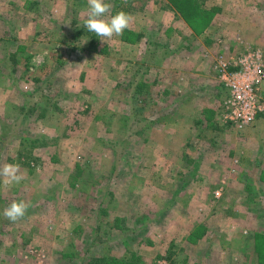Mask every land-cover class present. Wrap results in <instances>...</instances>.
I'll list each match as a JSON object with an SVG mask.
<instances>
[{
    "label": "rangeland",
    "instance_id": "1",
    "mask_svg": "<svg viewBox=\"0 0 264 264\" xmlns=\"http://www.w3.org/2000/svg\"><path fill=\"white\" fill-rule=\"evenodd\" d=\"M107 2L109 16L124 10L131 22L122 36L101 42L84 27L87 0H0V167L21 166L24 179L4 183V192L29 205L12 222L3 216L9 204H0V264L96 257L106 264H264L255 238L264 239V156L254 160L248 143L255 131L264 135L263 123L256 117L249 131L238 130L220 114L219 97L200 113L204 99L212 100L218 58L246 51L229 39L228 1ZM92 38L97 47L87 51ZM50 97L60 109L47 104ZM195 130L202 145H191ZM26 137L29 144L48 138V145L30 150ZM189 149L204 155L198 176L190 173L198 166L185 157ZM213 156L222 158L214 174ZM224 164L250 172L249 184L225 176ZM222 179L229 180L217 194ZM152 204L160 213L162 204H213L216 212L205 207V218L192 214L181 229L177 214L176 224L164 216L143 223ZM135 212L143 213L134 220Z\"/></svg>",
    "mask_w": 264,
    "mask_h": 264
},
{
    "label": "crops",
    "instance_id": "2",
    "mask_svg": "<svg viewBox=\"0 0 264 264\" xmlns=\"http://www.w3.org/2000/svg\"><path fill=\"white\" fill-rule=\"evenodd\" d=\"M188 1V0H187ZM190 1H198V0H190ZM202 1V3H203V0H201ZM210 1H213V0H204V4H205V2H210ZM228 2V6H230L229 8H227L226 10H225V14H227V16L230 18V19H227V22L229 23V25L231 26H229V29L231 30V32H230V38L229 39H231V41H232V44H233V47H234V49H236L237 47H238V50L240 49V48H242V49H244L245 47H246V49L248 48V47H252V48H258V49H260L262 52H263V55H264V24H262L260 21H259V16H260V13L261 12H263L264 11V9H263V7H262V5L264 4V0H262V4L260 3V0H227ZM196 4H198V2H196ZM198 6V5H197ZM196 10H198V9H195V11ZM199 12V11H198ZM217 17V15L216 16H213V20H212V22H211V24L209 25V27L211 26V25H213V23H214V21H215V18ZM263 17H264V13H263ZM208 27V28H209ZM208 28H206V32H207V29ZM232 31H233V36H232ZM252 32H254L255 34L251 37L252 38V41H250V40H248L247 39V34H249L250 35V33H252ZM237 34H241V35H243L242 37H241V40H240V42H239V40H238V38L237 37H239L240 35H237ZM204 44V43H203ZM205 47V46H204ZM205 50V49H204ZM212 70H213V73H214V79H215V82H214V84H215V87H214V85L213 84H211V86H212V90L213 91H210V92H208V94H211V96L210 97H212V100H210V98H207L206 97V99H204L205 100V102H204V104H203V106L201 107L200 106V104L198 103V104H196L197 106H200L201 108H203L204 106H206L207 108H203V111H202V109H201V112L200 113H203V112H206V110L207 109H209L210 107H212L213 106V103H214V101H215V98L216 97H219V98H221V102H223L222 104H224V101L226 100V98L228 97V95H229V90H228V88L219 80V78L217 77V74L215 73V71H214V68H212ZM210 89H208L207 91H209ZM218 90H220L221 92H217ZM206 91V92H207ZM261 95H263L264 96V83L262 84V87H261ZM205 94L206 93H202L200 96H204L205 97ZM206 100H208L207 101V103H206ZM210 100V101H209ZM184 102H186V100L185 101H183V103ZM181 103V102H180ZM183 103H181V104H183ZM186 104V103H185ZM178 105V104H177ZM222 113V115H223V113H224V111L222 110V108L220 109V114ZM204 114V113H203ZM203 114H200L199 116H201V117H199V121L201 122V121H203L202 119H204L202 116H203ZM181 115V114H180ZM183 118H184V116L183 115H181ZM193 121H195V126L197 127V128H199V126L201 127V128H204L205 127V125L204 126H202L201 124H200V122L198 121V119L197 118H191ZM201 119V120H200ZM259 120V122L257 123V124H262L261 126L263 127L264 126V122H260V120L261 121H263L264 120V113H260V114H258V116H257V121ZM188 121H190V120H186V122H188ZM189 124H191L190 122H188ZM203 124H204V121H203ZM250 126V125H249ZM249 126H247V127H249ZM247 127H245L244 129H242V130H245ZM238 130H240V129H238ZM250 130V127L248 128V131ZM253 130V132L255 131L254 129H251V131ZM263 129L262 128H260V130L259 131H262ZM196 131V130H195ZM264 131V130H263ZM198 131H196V133L194 134V136H193V138L190 140L191 141V145L193 146V145H196V144H201L202 145V140L200 139V136H199V132L197 133ZM250 134V133H249ZM257 134V135H256ZM259 134V135H258ZM198 136V137H197ZM249 136V138H248V143H250V144H253V145H255V150H254V152L252 153V155H250L251 157H253V159L255 160V158L254 157H260L261 155H263L264 156V135H260V133L258 132V131H255L254 133H253V135H248ZM247 136V137H248ZM247 137H245V138H241V140L242 141H244V140H246L247 139ZM196 138V139H195ZM255 139H258V141H255ZM245 142V141H244ZM187 144H188V141L186 142ZM206 143H208V142H206ZM208 150V149H207ZM203 152L205 153L206 151L205 150H203ZM209 152V151H208ZM232 151H229V154H232L231 153ZM188 153H192L191 151H190V149L187 151V153H186V155H185V157L188 159V160H192V162H195L196 164H197V166L198 167H196L195 168V170H194V172H190L191 174L192 173H196V175L198 176V175H200V172L202 171H204L201 167H204L205 166V164L206 163H202L201 164V162H203V157L202 156H204V155H202V156H200V154L199 153H197L196 151H195V154L194 155H192V154H188ZM228 154V155H229ZM227 155V156H228ZM206 157V156H205ZM204 157V158H205ZM251 157H250V159H251ZM231 157H226V156H224V158H223V163L225 162V161H227V163H228V161H229V159H230ZM200 159H202V160H200ZM211 159H212V161H211V165H212V167H211V172L214 174L215 173V170H212L213 168H215L216 167V165L217 164H219L220 165V160H222V158L220 157L219 158V160L217 159V156H213V157H211ZM209 161V160H208ZM255 163H258V161L257 162H255ZM204 165V166H203ZM225 165L226 164H224V168H222V172L224 171H229V169L228 168H225ZM259 169V168H258ZM233 171V172H232ZM257 170H255V172H256ZM199 173V174H198ZM249 173L250 172H240V170L238 169V168H236V169H234V170H230L228 173H224V175L225 176H228L229 175V178L230 177H232V176H234V175H236V176H239V177H242L243 178V182H242V180L241 181H239L240 182V184L241 185H245V187L247 186V184H249V182H246V179L245 178H250V176L251 175H249ZM262 173H263V171L261 172V169H259L257 172H256V174H258V176H261L262 175ZM227 180H229V179H227ZM227 180H225V181H223V179L221 180V182L217 185V191L215 190L214 192L215 193H217V194H219L220 193V191L222 190V189H224V184L226 183V181ZM198 181V180H197ZM196 181V182H197ZM233 183L235 184L236 183V181L235 180H233ZM230 189H232V187H230ZM14 190V189H13ZM7 192V191H6ZM6 195V193L4 192V182H3V179H2V177H0V204H10V202H11V199L9 200V197L8 196H5ZM217 198H219V196H216ZM17 200H22V199H17ZM226 200L227 199H225V204H227L226 203ZM23 201V200H22ZM215 201V200H214ZM223 201V200H222ZM221 201V203H223ZM210 205V206H209ZM211 205H213V204H162V207H161V209L162 210H165V212L166 213H160V212H158V209H159V207H157V208H155L157 205H155V204H152L151 206H149L148 205V210H146L147 211V213L149 214V216H144L143 218H145V220H143L142 222L143 223H145L147 220H148V223L149 224H155V223H159L160 221H162V219H157V218H160L161 216H164V218H163V220L165 221L167 218H171V222H173L174 224H176V222H175V219L173 218L176 214H177V216L178 217H180V220L178 221V223H180V226H181V229L183 228V225L184 226H186L187 224H188V222L190 221V220H192L193 219V217H192V214H194L197 218L198 217H200L201 219H203V218H205L204 216H203V214L199 211V210H202L203 208H205V207H208L209 209H211L212 210V214L214 213V212H216V210H213L212 209V207H211ZM229 206L231 207L232 206V204H229ZM227 207H228V205H227ZM195 208V209H194ZM152 209H154L153 211H154V215L151 213V210ZM215 209V208H214ZM120 210V209H119ZM177 210V211H176ZM141 213H143V212H135V213H133V215H132V213L131 214H129V213H127L126 214V216L129 214V216L131 217V218H134V220H135V217H139L140 216V214ZM117 215H119L120 217H121V215L120 214H117ZM153 215V216H152ZM152 216V217H151ZM214 216V215H213ZM118 217V216H117ZM184 218H186V221L184 220ZM200 221V225H205V226H207V224H206V222L205 221H203V220H199ZM126 223H128V221L126 222ZM131 222H129V224H130ZM222 230V229H221ZM191 232L193 231V230H190ZM191 235V234H190ZM193 235V234H192ZM205 236H207V234H205ZM125 240H127L126 238L125 239H123L122 241H125ZM170 247H171V245H170ZM173 249H176V248H173ZM72 254H74V256L75 255H77L76 254V252L75 251H73V250H71V253H69L68 255H72ZM83 255L84 256H86V257H88L89 259L92 257V256H90V255H86V254H84L83 253ZM78 256V255H77ZM82 264H83V262H81ZM80 263V264H81Z\"/></svg>",
    "mask_w": 264,
    "mask_h": 264
},
{
    "label": "built area",
    "instance_id": "3",
    "mask_svg": "<svg viewBox=\"0 0 264 264\" xmlns=\"http://www.w3.org/2000/svg\"><path fill=\"white\" fill-rule=\"evenodd\" d=\"M215 69L229 90L223 104L225 117L238 129H244L264 113V96L260 92L264 83L263 52L249 47L235 56L219 57Z\"/></svg>",
    "mask_w": 264,
    "mask_h": 264
},
{
    "label": "clouds",
    "instance_id": "4",
    "mask_svg": "<svg viewBox=\"0 0 264 264\" xmlns=\"http://www.w3.org/2000/svg\"><path fill=\"white\" fill-rule=\"evenodd\" d=\"M112 5L107 0H87V15L84 20V27L89 33H95L106 42L105 38L111 39L114 36H122L124 30L131 22L130 15L124 10H120L112 15H108ZM18 163H6L0 167V177H4L5 184L19 185L24 179ZM29 205L20 200L12 201L4 210L3 216L15 222L24 217Z\"/></svg>",
    "mask_w": 264,
    "mask_h": 264
},
{
    "label": "trees",
    "instance_id": "5",
    "mask_svg": "<svg viewBox=\"0 0 264 264\" xmlns=\"http://www.w3.org/2000/svg\"><path fill=\"white\" fill-rule=\"evenodd\" d=\"M197 6V5H196ZM197 9V7H196ZM188 10V5H187V8H186V11ZM191 12V11H190ZM194 12H195V9H194ZM197 13V12H196ZM84 31V29H81L77 34H81L82 32ZM97 45L95 43V40L92 38L90 43H89V46H88V50L87 51H91V49H96ZM13 62L16 63V60H17V57L14 55L13 58H12ZM26 60V63L29 62V57L25 58ZM29 74H31L29 72V70L27 71ZM38 88L35 87V90L34 91H37ZM33 94V92H32ZM138 95V94H137ZM58 97L56 98H53V97H50V98H47L46 101H47V104L48 105H51L54 107L55 110H58L60 109V105H59V101H58ZM43 137V136H42ZM37 138L36 140L35 139H32L29 141L30 144L28 143V139L27 137L25 138V144H26V147H28L30 150H32V148H36V147H46L48 144L47 140L48 138ZM257 238V252H258V260L260 261H264V239H262V237H260L259 234L255 235ZM107 262H105V258L104 257H96V258H93L92 260H89V262L85 263V264H106ZM117 264H120L121 261L118 260V262H116Z\"/></svg>",
    "mask_w": 264,
    "mask_h": 264
}]
</instances>
